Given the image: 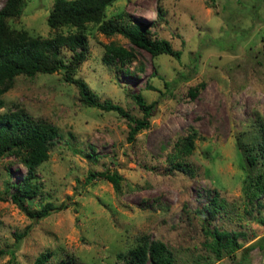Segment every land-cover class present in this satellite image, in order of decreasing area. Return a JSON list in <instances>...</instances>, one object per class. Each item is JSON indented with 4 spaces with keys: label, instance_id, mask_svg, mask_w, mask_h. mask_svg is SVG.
<instances>
[{
    "label": "rangeland",
    "instance_id": "obj_1",
    "mask_svg": "<svg viewBox=\"0 0 264 264\" xmlns=\"http://www.w3.org/2000/svg\"><path fill=\"white\" fill-rule=\"evenodd\" d=\"M52 2L24 0L7 25L39 37L67 32L47 26ZM157 7L163 10L161 20L155 19ZM103 18L149 24L179 58L150 57L118 34L85 27L86 59L73 76L84 80L98 101L116 103L133 118L141 111L130 94L155 102L147 127L132 141L126 140L129 123L115 112L83 105L62 70L13 78L0 95V113L22 108L58 131L48 158L37 167L42 189L24 202L65 207L41 219L27 218L8 200L24 167L11 154L1 156L0 250L12 249L13 257L1 254L0 264H31L43 252L47 264H120L115 254L141 236L162 241L175 264H264V252L246 249L264 236V194L251 196L245 189L264 163L257 157L249 167L244 159L245 150H257L256 121L264 116V0H115ZM110 41L131 52L129 62L101 61L103 44ZM70 54L59 51L64 61ZM192 65L188 79H179ZM191 88H196L193 97ZM191 130L199 136L191 153L170 160L176 138ZM174 161L190 172L175 170ZM103 170L120 176L118 191L102 178L85 182L89 172ZM214 193L221 205L207 210ZM196 209L204 211V219L196 217ZM203 226L240 232V247L217 259ZM26 228L15 242L14 234Z\"/></svg>",
    "mask_w": 264,
    "mask_h": 264
},
{
    "label": "trees",
    "instance_id": "obj_2",
    "mask_svg": "<svg viewBox=\"0 0 264 264\" xmlns=\"http://www.w3.org/2000/svg\"><path fill=\"white\" fill-rule=\"evenodd\" d=\"M113 1L115 0H53L46 16V24L53 30L65 27L67 32L39 37L29 35L22 29H11L7 25V19L20 14L24 0H4L0 6V95L11 87L15 76L31 78L38 73L51 74L62 70V78L76 87L78 99L83 105L96 107L103 112H115L129 123L126 140L132 141L139 130L147 127V117L155 102L146 103L140 94H130L129 97L141 111L140 118H133L116 103L109 100L98 101L85 81L73 76L78 64L86 59L85 27L87 24H94L96 30L105 36L118 34L134 47L146 51L150 57L165 54L178 59L180 52L173 49L167 40L155 37L149 24L145 22L135 21L132 24L121 25L110 19H104V10ZM162 13L163 10L157 7L155 19L161 20ZM61 48L71 52L67 61L59 56ZM131 57L129 50L113 41L103 44L101 61L104 64L122 65L129 62ZM187 68V71L182 70L178 73L179 79L187 80L194 71V65ZM163 84L168 85V82ZM148 88L152 89L150 85ZM188 93L193 97L196 88H191ZM256 129L260 135L257 150L252 154L245 150L244 154L245 163L249 167L254 164L257 157L264 163V116L256 121ZM57 135L58 131L54 125L32 119L22 108L0 113V157L4 154L17 157L25 170L20 181L11 184L13 189L8 194V200L31 220L41 219L65 207L63 203L54 205L51 202H45L35 207L28 206L24 202V199L33 198L42 189V183L36 177L37 167L48 158L50 146ZM196 138L199 136L195 130L176 138L172 152L169 154L170 160L188 156ZM172 167L184 173L190 172L178 161H174ZM96 178L105 179L114 191H118L120 176L115 172L106 170L89 172L85 182ZM245 189L251 196L264 194V171L250 176ZM2 199L0 197V200ZM220 203L221 200H218L217 194L214 193L205 208L214 210L221 205ZM195 215L199 219L205 218L202 209H196ZM202 230L209 237V246L217 259L223 254L232 255L240 247L237 239L241 233L238 231L208 229L204 226ZM26 231L27 228L21 233L14 234L15 242H19ZM246 249L248 251L255 249L263 253L264 236L250 243ZM5 252L13 257L12 249L0 250V255ZM115 257L120 264H144L146 261L150 264H175L171 252L162 241L144 236L138 237L137 243L125 252H117ZM47 261L48 254L43 252L37 255L31 264H47Z\"/></svg>",
    "mask_w": 264,
    "mask_h": 264
}]
</instances>
